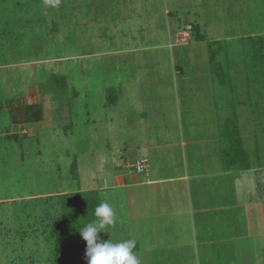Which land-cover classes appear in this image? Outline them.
<instances>
[{
    "label": "rangeland",
    "instance_id": "1",
    "mask_svg": "<svg viewBox=\"0 0 264 264\" xmlns=\"http://www.w3.org/2000/svg\"><path fill=\"white\" fill-rule=\"evenodd\" d=\"M257 41L264 45V0H0V264H48L54 244L34 230L38 204L9 201L46 184L97 189L117 216L106 234L137 245L150 232L146 218L125 221L129 189L113 178L132 175L143 155L151 177L182 174L196 150L211 168L213 161L238 166L245 156L264 166ZM35 103L43 107L39 120L24 109ZM234 119L244 146L235 149L227 139ZM141 141L152 144L143 153ZM212 150L215 158L206 155ZM257 191L264 197V184ZM234 245L246 264L261 257L255 238ZM134 254L140 264L154 262L144 251ZM156 256L163 257L157 264H179L175 249Z\"/></svg>",
    "mask_w": 264,
    "mask_h": 264
},
{
    "label": "crops",
    "instance_id": "2",
    "mask_svg": "<svg viewBox=\"0 0 264 264\" xmlns=\"http://www.w3.org/2000/svg\"><path fill=\"white\" fill-rule=\"evenodd\" d=\"M113 96L109 105L117 100V97ZM146 113L144 111L140 114L145 117ZM27 126V122L21 126L20 132H24L23 136L27 135ZM20 132H5L4 135L14 138ZM241 144L244 147L242 141ZM151 146L147 141H141L137 147L143 153ZM20 152L22 153V150ZM39 153L40 151H35V154ZM204 154L205 152L197 150L191 151L189 162L184 163L186 168L177 176L151 177L148 165L146 170L141 172L144 174L143 178L134 174L137 173L134 170L131 171L132 175L123 172L120 174V171L119 175L113 178L114 186L129 189L124 193V208L128 212H125V221L132 224L133 220L146 218L147 232L150 231L147 236H141L146 240H138L133 251L146 252L154 264L163 260V257L156 256L161 255L162 250L171 253L173 249L179 254V264H246L245 252L239 253L234 241L255 238L259 243L257 249L260 250L262 259L255 258L250 264H264V197L257 193L258 185L264 184V166L258 163L253 165L252 157L249 160L246 156L247 160L238 166L229 165L226 161H213L211 168L198 162ZM214 154L216 155L214 150L206 153L208 157L215 158ZM146 156L143 155L142 158ZM217 163L220 165L217 166ZM121 168L126 169L128 165ZM211 176H220L221 180L212 183ZM57 178L58 176L55 180ZM206 179L208 180L205 181ZM18 181L19 179H13V183ZM49 186L51 185L46 184V188L9 198V201H33L38 204L37 210L39 209L42 215L45 205L54 202V199L49 197L65 191L58 188L53 191ZM90 187L82 190H97ZM129 197H132L131 202ZM237 213L239 215H235ZM39 233L42 235V232ZM42 237L44 238V235ZM168 258H171L169 253Z\"/></svg>",
    "mask_w": 264,
    "mask_h": 264
},
{
    "label": "trees",
    "instance_id": "3",
    "mask_svg": "<svg viewBox=\"0 0 264 264\" xmlns=\"http://www.w3.org/2000/svg\"><path fill=\"white\" fill-rule=\"evenodd\" d=\"M263 46V42H258L257 50L259 56H261V51L263 52L262 55L264 54ZM13 98L9 102L12 103ZM24 109L31 110V114L36 120H39L43 113V107L40 103L25 105ZM231 132L230 135H227V139L231 141L233 138L235 149L236 144L240 145L241 143V139L237 133L235 119ZM244 158L245 160L247 159L246 156ZM70 166L71 170L74 171L75 163L73 161ZM51 198L54 199V202L49 203L53 209H45L44 213L40 215L39 224L34 228V230H40L42 232L46 241L54 244L53 252L48 259V264H87L85 255L87 245L86 241L81 237L79 230L86 224L96 220L94 215L95 208L102 203L98 191H61L59 194L49 197V199ZM100 235L104 240L110 238L106 233H101Z\"/></svg>",
    "mask_w": 264,
    "mask_h": 264
},
{
    "label": "clouds",
    "instance_id": "4",
    "mask_svg": "<svg viewBox=\"0 0 264 264\" xmlns=\"http://www.w3.org/2000/svg\"><path fill=\"white\" fill-rule=\"evenodd\" d=\"M47 3L57 6L60 0H46ZM96 220L86 224L79 230L84 241H86L87 264H140L138 257L134 254L136 241L134 239L114 242L110 238L102 239L101 233H108L107 226L117 222L114 209L107 202L100 203L95 208Z\"/></svg>",
    "mask_w": 264,
    "mask_h": 264
},
{
    "label": "built area",
    "instance_id": "5",
    "mask_svg": "<svg viewBox=\"0 0 264 264\" xmlns=\"http://www.w3.org/2000/svg\"><path fill=\"white\" fill-rule=\"evenodd\" d=\"M190 27H188V29H183V30H180L178 32L179 36L183 39L187 38L189 36V30ZM148 164H147V159L146 158H139L138 160L135 161L134 163V168H135V171L137 172H143L146 170Z\"/></svg>",
    "mask_w": 264,
    "mask_h": 264
}]
</instances>
